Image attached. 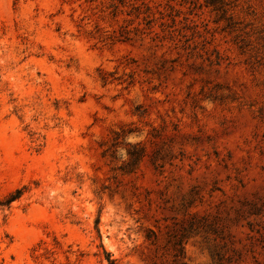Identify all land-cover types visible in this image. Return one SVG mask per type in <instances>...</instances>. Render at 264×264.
Segmentation results:
<instances>
[{
	"label": "rangeland",
	"instance_id": "374dc122",
	"mask_svg": "<svg viewBox=\"0 0 264 264\" xmlns=\"http://www.w3.org/2000/svg\"><path fill=\"white\" fill-rule=\"evenodd\" d=\"M108 260L264 264V0H0V264Z\"/></svg>",
	"mask_w": 264,
	"mask_h": 264
},
{
	"label": "trees",
	"instance_id": "16d2710c",
	"mask_svg": "<svg viewBox=\"0 0 264 264\" xmlns=\"http://www.w3.org/2000/svg\"><path fill=\"white\" fill-rule=\"evenodd\" d=\"M17 198H18V196H15V197L12 198V200L17 199ZM108 263L109 264H115V262L113 260H108Z\"/></svg>",
	"mask_w": 264,
	"mask_h": 264
}]
</instances>
